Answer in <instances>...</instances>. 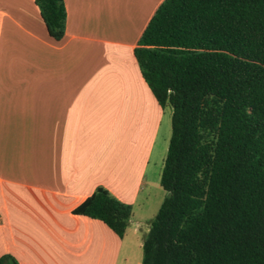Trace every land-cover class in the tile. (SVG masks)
<instances>
[{
    "label": "crops",
    "instance_id": "obj_1",
    "mask_svg": "<svg viewBox=\"0 0 264 264\" xmlns=\"http://www.w3.org/2000/svg\"><path fill=\"white\" fill-rule=\"evenodd\" d=\"M163 1L63 0L55 41L33 0H0V257L141 264L172 110L133 51ZM97 187L131 207L121 239L73 213Z\"/></svg>",
    "mask_w": 264,
    "mask_h": 264
},
{
    "label": "trees",
    "instance_id": "obj_2",
    "mask_svg": "<svg viewBox=\"0 0 264 264\" xmlns=\"http://www.w3.org/2000/svg\"><path fill=\"white\" fill-rule=\"evenodd\" d=\"M33 1L60 41L63 0ZM133 55L172 110L141 264H264V0H164ZM73 213L121 239L131 207L97 187Z\"/></svg>",
    "mask_w": 264,
    "mask_h": 264
},
{
    "label": "rangeland",
    "instance_id": "obj_3",
    "mask_svg": "<svg viewBox=\"0 0 264 264\" xmlns=\"http://www.w3.org/2000/svg\"><path fill=\"white\" fill-rule=\"evenodd\" d=\"M143 230H145V228H143ZM142 254V253H141Z\"/></svg>",
    "mask_w": 264,
    "mask_h": 264
}]
</instances>
